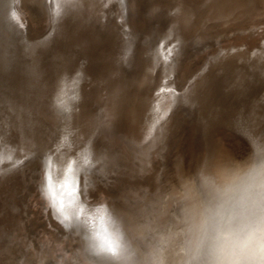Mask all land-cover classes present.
Returning a JSON list of instances; mask_svg holds the SVG:
<instances>
[{
  "label": "bare ground",
  "instance_id": "1",
  "mask_svg": "<svg viewBox=\"0 0 264 264\" xmlns=\"http://www.w3.org/2000/svg\"><path fill=\"white\" fill-rule=\"evenodd\" d=\"M85 2L0 0V264H202L189 208L219 158L234 168L220 136L241 168L264 157V33L193 41L184 22L264 0ZM142 60L130 118L93 99L94 70Z\"/></svg>",
  "mask_w": 264,
  "mask_h": 264
},
{
  "label": "clouds",
  "instance_id": "2",
  "mask_svg": "<svg viewBox=\"0 0 264 264\" xmlns=\"http://www.w3.org/2000/svg\"><path fill=\"white\" fill-rule=\"evenodd\" d=\"M231 206L225 218L221 209ZM188 243L202 264H264V161L216 164L189 208Z\"/></svg>",
  "mask_w": 264,
  "mask_h": 264
},
{
  "label": "rangeland",
  "instance_id": "3",
  "mask_svg": "<svg viewBox=\"0 0 264 264\" xmlns=\"http://www.w3.org/2000/svg\"><path fill=\"white\" fill-rule=\"evenodd\" d=\"M81 1H86V4H90V0L88 1L89 3L87 0ZM184 23L187 24L186 29L192 32L191 38L193 41H198L209 36H213L214 40L217 41L228 38L251 37L255 36L257 33H264V7L252 6L247 11L242 13L238 12L235 15L226 13L205 17L203 14H196L193 16L192 20L185 21ZM257 24L263 25L256 28ZM174 45V38H170L163 45V51L166 56H169V61L175 59L173 51L176 50V48ZM230 58L232 57L222 60V63ZM233 58L236 59V57ZM150 72L151 67L146 60L140 62L134 72L136 75L133 73L131 78L128 79L124 78L116 69H109L106 71L94 70L89 77L87 88L88 90L91 89L89 90L91 96L97 101L106 100L111 97L115 103L118 114L128 119L134 113L139 103L140 92L148 84ZM220 140L222 141V148H225L227 145L229 153L235 155L236 165L239 168L243 167L245 164V151L243 149L238 150L236 146L232 147L230 144L234 142L232 143L228 138L220 136ZM221 160L222 158H219L216 164L220 163ZM216 164L213 165L212 169Z\"/></svg>",
  "mask_w": 264,
  "mask_h": 264
},
{
  "label": "snow or ice",
  "instance_id": "4",
  "mask_svg": "<svg viewBox=\"0 0 264 264\" xmlns=\"http://www.w3.org/2000/svg\"><path fill=\"white\" fill-rule=\"evenodd\" d=\"M86 163H87V161H86ZM69 170L71 171V168ZM50 179H51L50 176H48L46 174V176H45V184L42 187L43 194L45 195L46 198L50 195V193L52 191ZM75 190L79 191V188L77 187ZM65 218L67 219V217H65Z\"/></svg>",
  "mask_w": 264,
  "mask_h": 264
},
{
  "label": "water",
  "instance_id": "5",
  "mask_svg": "<svg viewBox=\"0 0 264 264\" xmlns=\"http://www.w3.org/2000/svg\"><path fill=\"white\" fill-rule=\"evenodd\" d=\"M263 24H260V25H256V28H258V27H260V26H262ZM240 140H241V143H242V147H243V150L244 149H247V146H246V144L245 143H243L244 141H242V139L240 138ZM261 161H264V157L263 158H261ZM233 166H234V168H239L237 165H236V163L234 162V164H233ZM65 229V228H64ZM66 230V229H65Z\"/></svg>",
  "mask_w": 264,
  "mask_h": 264
}]
</instances>
